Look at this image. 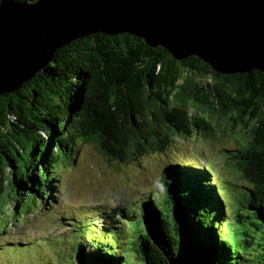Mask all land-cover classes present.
I'll return each mask as SVG.
<instances>
[{
    "label": "trees",
    "instance_id": "trees-1",
    "mask_svg": "<svg viewBox=\"0 0 264 264\" xmlns=\"http://www.w3.org/2000/svg\"><path fill=\"white\" fill-rule=\"evenodd\" d=\"M245 1L264 8V0ZM236 129H248V139L228 160L249 186L234 200L232 220L209 170L169 163L157 199L142 200L139 213L130 205L131 216L130 206L116 213L140 225L133 243L102 244L76 221L71 264H264V73L222 75L129 34L87 35L0 96V211L14 203L15 222L34 205L58 204L60 172L80 145L124 164L161 154L177 139Z\"/></svg>",
    "mask_w": 264,
    "mask_h": 264
},
{
    "label": "water",
    "instance_id": "water-1",
    "mask_svg": "<svg viewBox=\"0 0 264 264\" xmlns=\"http://www.w3.org/2000/svg\"><path fill=\"white\" fill-rule=\"evenodd\" d=\"M96 33L129 34L222 75L264 73V8L245 0H0V96Z\"/></svg>",
    "mask_w": 264,
    "mask_h": 264
},
{
    "label": "rangeland",
    "instance_id": "rangeland-1",
    "mask_svg": "<svg viewBox=\"0 0 264 264\" xmlns=\"http://www.w3.org/2000/svg\"><path fill=\"white\" fill-rule=\"evenodd\" d=\"M200 111L212 122L223 125L210 109ZM247 139L248 129H236L233 135L226 131L207 139H177L161 154L146 155L124 164L105 159L92 145H80L73 161L60 172L58 204L47 210L34 205L30 215L17 214L15 222L12 221L14 203H8L0 211V230H4L0 235V264H71L75 235L79 234L72 232L77 227L76 221L87 225L83 232L94 234L102 244L113 242L114 247L123 248L126 243H133L140 225L116 213L130 205L139 213L142 200L157 199V186L169 163L209 170L232 220L237 210L234 200L249 185L234 169L235 159L228 160L233 156L228 151L244 146ZM236 193L239 194L234 196ZM131 206L126 210L129 216ZM101 226L110 233L100 231ZM111 229H114L112 233Z\"/></svg>",
    "mask_w": 264,
    "mask_h": 264
}]
</instances>
